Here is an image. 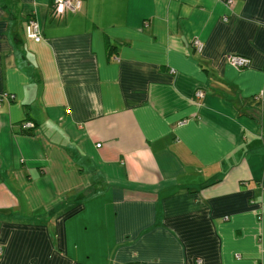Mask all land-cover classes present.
<instances>
[{
	"label": "crops",
	"instance_id": "1",
	"mask_svg": "<svg viewBox=\"0 0 264 264\" xmlns=\"http://www.w3.org/2000/svg\"><path fill=\"white\" fill-rule=\"evenodd\" d=\"M227 1L0 0V264H264V0Z\"/></svg>",
	"mask_w": 264,
	"mask_h": 264
},
{
	"label": "built area",
	"instance_id": "2",
	"mask_svg": "<svg viewBox=\"0 0 264 264\" xmlns=\"http://www.w3.org/2000/svg\"><path fill=\"white\" fill-rule=\"evenodd\" d=\"M231 0H228L227 3H230ZM81 8V0H52L51 3V12L54 17H60L66 12H75ZM24 35L26 38L31 39L35 42H38L41 39L40 26L34 19H28L24 26ZM193 49L197 52L200 51L202 44L199 39L194 38L191 41ZM116 60V57H114ZM225 61L228 65L235 69L246 68L249 65V59L240 55L228 54L225 57ZM194 95L196 97H201L202 92L197 90ZM12 95L0 94V101L3 98H10ZM33 124L30 121H24L21 124L22 129L32 128ZM2 248L0 247V253ZM142 264V263H134Z\"/></svg>",
	"mask_w": 264,
	"mask_h": 264
},
{
	"label": "trees",
	"instance_id": "3",
	"mask_svg": "<svg viewBox=\"0 0 264 264\" xmlns=\"http://www.w3.org/2000/svg\"><path fill=\"white\" fill-rule=\"evenodd\" d=\"M24 121H30V120H24ZM24 121H23V122H24ZM23 122L20 123V130H21V133L26 134V135H31V134H32V131H33V129H34V124L30 121V122L33 124V127H32V128H28V129H22V128H21V124H22Z\"/></svg>",
	"mask_w": 264,
	"mask_h": 264
}]
</instances>
